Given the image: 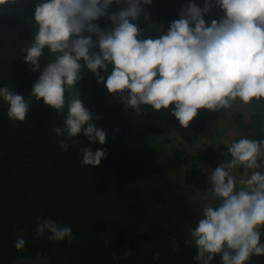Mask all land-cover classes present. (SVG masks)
<instances>
[{
    "label": "clouds",
    "instance_id": "9594fccd",
    "mask_svg": "<svg viewBox=\"0 0 264 264\" xmlns=\"http://www.w3.org/2000/svg\"><path fill=\"white\" fill-rule=\"evenodd\" d=\"M15 2L0 0V6ZM114 4L119 10L110 12ZM151 4L152 0L37 3L36 30L20 53L39 76L27 100L10 87H0L9 120L24 122L30 105L42 101L57 116H65L63 126L53 129L62 137V151L80 144L81 135L89 144H105L107 133L92 123L101 117L93 116L76 90L85 70L138 115L146 107L159 112L174 106L170 115L184 129L201 109L226 111L237 102L264 107V0H204L202 8L189 0L166 32L142 38L137 21L142 14L147 19L145 8ZM214 8L223 16L209 23L204 17ZM102 18L110 22L103 29L97 23ZM45 50L49 59L42 65ZM79 151L87 167H97L106 158L103 148ZM227 156L208 176V203L184 240L185 246L196 249V264H212L217 257L219 264H249L254 256L264 257V139L242 135L227 147ZM45 234L50 241L75 240L70 227L37 217L35 235ZM25 244L18 237L14 247L22 251Z\"/></svg>",
    "mask_w": 264,
    "mask_h": 264
},
{
    "label": "trees",
    "instance_id": "16d2710c",
    "mask_svg": "<svg viewBox=\"0 0 264 264\" xmlns=\"http://www.w3.org/2000/svg\"><path fill=\"white\" fill-rule=\"evenodd\" d=\"M40 2L16 0L0 6V87L12 88L25 100L39 72L30 71L20 49L31 42L36 30L34 8ZM194 2L203 7V1ZM187 3L152 0L145 11L153 26L141 20L143 14L137 21L139 27L142 22L150 28L142 38H157L166 32ZM97 23L102 29L110 25L105 18ZM48 59L45 50L41 64ZM76 90L93 116L101 117L92 123L107 133L105 144H89L81 135L77 137L80 144L69 140L71 146L62 151V137L53 129L63 126L65 116H57L40 101L30 105L24 122L11 121L8 105L0 98V264L36 257L44 264H196V249L185 246L184 240L202 217V206L191 202L187 190L209 187L208 176L222 161L219 152L223 145L207 144L201 156L187 158L166 138L175 164L183 170L178 191L152 149L127 145L125 130L117 123L122 104L108 94L103 83L97 84L85 70ZM225 113L201 109L187 129L169 115L162 124L149 123L145 132L160 139L165 130H171L180 144L192 146L208 123ZM262 115L264 107L256 108L249 123L238 124L239 138L264 139ZM110 125L115 128L107 131ZM80 147L93 152L103 148L106 158L97 167L84 166ZM200 161L208 172L198 166ZM37 217L70 227L75 240L69 244L50 241L48 234L36 237ZM18 237L26 241L22 251L14 247ZM261 240L264 242V236ZM212 264H219V257ZM249 264H264V257L254 256Z\"/></svg>",
    "mask_w": 264,
    "mask_h": 264
},
{
    "label": "rangeland",
    "instance_id": "374dc122",
    "mask_svg": "<svg viewBox=\"0 0 264 264\" xmlns=\"http://www.w3.org/2000/svg\"><path fill=\"white\" fill-rule=\"evenodd\" d=\"M178 1L182 0H162V2L165 4H172L173 2ZM185 1L188 0H184V3H187ZM197 1L201 2L200 0ZM118 10L119 6L114 4V7H112L111 12H115ZM222 16L223 13L218 8H214L204 18L207 22L210 23L212 19L219 20ZM141 20L150 22L149 27L153 26L154 22L150 17H147L146 19L145 16H143ZM140 28L143 29L144 34H146L145 32L150 29L147 28L142 22H140ZM155 36L156 35H154V37ZM171 108L172 105H170L169 109L167 110L162 109L157 112L153 111L150 107H146L144 111L138 115L132 109H126L122 105V113L117 118V123L122 126L125 130L123 137L127 145H144L152 149L157 162L167 172L174 188H176L178 191L182 188L181 184L183 182V170L180 166L175 164L173 153L171 151V145L164 143L166 138L170 139L172 146L177 147L180 150L182 156L187 158L191 156H201L207 144H212L213 146H218L219 144H222L223 149L219 152V155L221 156V153L223 152L224 156L221 157L222 160H225L228 159L227 147L233 141H238V138L240 136L237 125L240 123H249L251 115L256 110L255 107L244 106L237 102L232 109L224 111L227 113L223 114L222 116L216 119L211 120L208 125L203 129V131L199 134L198 138L192 146H186L185 144L179 143V140L176 138L175 133L171 130H165L160 139L145 132V129L149 123H153L156 125L164 123L165 119H167L170 115ZM198 166L204 172H208V168L203 161H200L198 163ZM206 189L187 190V193L192 197L191 202L195 203L196 201L200 203V206H202L201 209L208 203V196L205 191ZM44 263L45 261L41 257H36L33 259L17 261L14 264Z\"/></svg>",
    "mask_w": 264,
    "mask_h": 264
},
{
    "label": "flooded vegetation",
    "instance_id": "af4514ba",
    "mask_svg": "<svg viewBox=\"0 0 264 264\" xmlns=\"http://www.w3.org/2000/svg\"><path fill=\"white\" fill-rule=\"evenodd\" d=\"M113 128H114V126L110 125L109 128H107V131L110 130V129H113Z\"/></svg>",
    "mask_w": 264,
    "mask_h": 264
},
{
    "label": "crops",
    "instance_id": "0c3cea01",
    "mask_svg": "<svg viewBox=\"0 0 264 264\" xmlns=\"http://www.w3.org/2000/svg\"><path fill=\"white\" fill-rule=\"evenodd\" d=\"M200 1H203V0H200Z\"/></svg>",
    "mask_w": 264,
    "mask_h": 264
},
{
    "label": "water",
    "instance_id": "95a60500",
    "mask_svg": "<svg viewBox=\"0 0 264 264\" xmlns=\"http://www.w3.org/2000/svg\"><path fill=\"white\" fill-rule=\"evenodd\" d=\"M115 128V127H114Z\"/></svg>",
    "mask_w": 264,
    "mask_h": 264
}]
</instances>
